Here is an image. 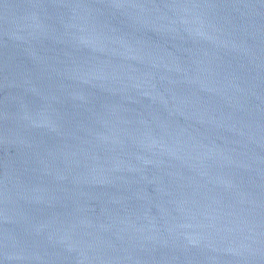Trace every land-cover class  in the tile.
Returning a JSON list of instances; mask_svg holds the SVG:
<instances>
[{
    "label": "water",
    "instance_id": "water-1",
    "mask_svg": "<svg viewBox=\"0 0 264 264\" xmlns=\"http://www.w3.org/2000/svg\"><path fill=\"white\" fill-rule=\"evenodd\" d=\"M0 264H264V0H0Z\"/></svg>",
    "mask_w": 264,
    "mask_h": 264
}]
</instances>
